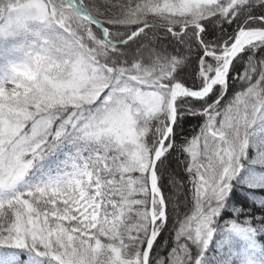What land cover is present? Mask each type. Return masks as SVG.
<instances>
[{
    "label": "trees",
    "instance_id": "16d2710c",
    "mask_svg": "<svg viewBox=\"0 0 264 264\" xmlns=\"http://www.w3.org/2000/svg\"><path fill=\"white\" fill-rule=\"evenodd\" d=\"M26 1L0 0V22L9 7ZM40 1L47 22L27 23L0 40V111H14L25 136L47 119L43 133L26 145L33 173L64 152L84 159L101 186L100 210L83 233L75 222L52 217L55 206L26 176L0 191V264H143L151 230L148 175L169 124L170 89L177 82L202 90L237 32L264 28V0H215L191 14L170 10L173 0H80L79 8L105 26L109 41L66 0ZM189 24L202 29H182ZM144 25L125 43H110ZM79 51L107 78L97 99L75 104L47 81L66 80ZM120 86L130 92L117 94ZM154 88L163 103L149 114L133 93ZM175 105L177 117L155 166L165 220L155 223L148 264H220L240 248L227 234L232 224L254 232L264 259V42L233 59L225 88L216 85L201 99L179 97ZM118 107L131 115L133 141L99 132L102 115ZM2 132L0 114V138ZM169 173L181 183L177 203ZM153 207L155 214L162 209L156 199Z\"/></svg>",
    "mask_w": 264,
    "mask_h": 264
},
{
    "label": "rangeland",
    "instance_id": "374dc122",
    "mask_svg": "<svg viewBox=\"0 0 264 264\" xmlns=\"http://www.w3.org/2000/svg\"><path fill=\"white\" fill-rule=\"evenodd\" d=\"M215 0H173L170 10L181 13H198L203 5H208ZM48 10L40 0H27L22 4L9 7L3 21L0 22V40L6 41L13 37L16 31H23L26 24L30 22H47ZM222 51L220 54L225 53ZM221 59V64L224 58ZM102 68L94 65L82 52H78L73 69L66 80L47 81L51 91L59 95H66L72 102H92L98 98L106 83ZM223 82V78L219 80ZM114 80V85L118 84ZM135 84L139 86L136 81ZM117 94L130 92L129 86L115 88ZM135 100L139 101L146 113H156L163 103V96L157 88L140 91L136 89L133 93ZM117 100L122 98L117 95ZM75 103V104H76ZM120 103V102H119ZM119 106V104H118ZM120 108V109H119ZM3 117V132L0 138V191L10 189L20 183L27 176L39 186L46 198H49L55 210L51 216L65 222H75L78 230L88 232L97 220L100 210V183L93 174L88 163L76 157L51 158L45 161V169L41 165L35 170L31 159H25L26 144L35 136L42 134L48 125L47 119H42L34 124L28 137L22 135L23 125L15 116L14 111L1 110ZM264 114V110H263ZM99 132L114 136L119 142L133 141L134 124L127 108L118 107L109 110L99 120ZM35 148V147H34ZM34 148L32 150H34ZM34 152V151H33ZM44 160L43 158L40 161ZM172 187L174 200L183 198L181 183L168 174ZM56 204H59L56 206ZM227 234L233 236L240 243L238 251L229 250L223 257L220 264H264L261 252L257 246L254 234L249 229L239 225H231L227 228Z\"/></svg>",
    "mask_w": 264,
    "mask_h": 264
},
{
    "label": "water",
    "instance_id": "95a60500",
    "mask_svg": "<svg viewBox=\"0 0 264 264\" xmlns=\"http://www.w3.org/2000/svg\"><path fill=\"white\" fill-rule=\"evenodd\" d=\"M78 14L80 16H82L83 18H85L86 20H88L89 22L95 24L97 27H99L102 31H105V27L100 23L97 22L95 19H93L92 17H90L88 14H86L85 12H83L82 10H78L75 9ZM164 30H170L169 27H161ZM184 28V27H183ZM143 29V28H141ZM140 29V30H141ZM140 30H137L134 34H132L130 36L129 39H131L132 37H134L135 35H137L139 33ZM252 34H256L258 37V39L254 40V38H251L248 40V38L252 35ZM264 40V29H245V30H241L238 33V36L236 37L235 41L232 43V45L230 46V51L228 54H225V56H228V62H227V66H226V73H225V77L226 74L228 72L229 66L231 64V61L243 50V48L249 44L255 43L257 41H261ZM115 44V43H112ZM218 75V72H216L215 76L209 81V84L207 86V88L205 90H203L200 93H192L191 91L185 89L183 86L182 88L184 89V95H187L191 98H201L206 96L212 89L213 85H215V77ZM169 105L171 108V120H170V125L168 127V129L166 130V133L164 135V137L162 138L160 145L158 147V149L154 152L153 156H152V160H151V168H150V172L153 173V185L150 186V192L151 195L153 194V192H155L157 190V177H156V173L154 171V167L157 163V160L159 159L160 155H161V151H160V147H162V145L165 143L166 138L171 134L172 132V127L174 125L175 119H176V108H175V100L174 98L169 99ZM160 199L163 205V210H162V215H165V208H164V202L161 198V194H160ZM160 216L156 217L154 215L153 212V207L151 206V232L150 235L148 237L147 240V246H146V250H145V254H144V258H143V264H148V258H149V254L151 252L153 243L155 241L156 236L154 235L153 232V228L155 226V222L158 220Z\"/></svg>",
    "mask_w": 264,
    "mask_h": 264
},
{
    "label": "bare ground",
    "instance_id": "6f19581e",
    "mask_svg": "<svg viewBox=\"0 0 264 264\" xmlns=\"http://www.w3.org/2000/svg\"><path fill=\"white\" fill-rule=\"evenodd\" d=\"M72 1V3H74V0H71ZM76 5V4H75ZM258 37L259 36H257L256 34H252L249 38H248V40L249 39H251V38H254V40H256V39H258ZM223 74H224V70H223V68L220 70V73H219V77H218V81L221 79V78H223ZM183 88L181 87V86H179V85H177V84H175L174 85V87L172 88V92H171V95L173 96V98H178V96H180L181 94H183ZM150 182H151V185H153V173L152 172H150ZM159 194V191L157 190V191H155V192H153V197L154 196H157ZM158 197V196H157Z\"/></svg>",
    "mask_w": 264,
    "mask_h": 264
}]
</instances>
